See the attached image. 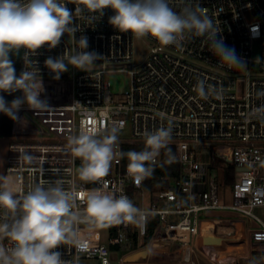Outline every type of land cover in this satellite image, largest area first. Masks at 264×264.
<instances>
[{"label": "built area", "instance_id": "obj_1", "mask_svg": "<svg viewBox=\"0 0 264 264\" xmlns=\"http://www.w3.org/2000/svg\"><path fill=\"white\" fill-rule=\"evenodd\" d=\"M65 2L75 16L73 26L78 29L75 39L86 36L89 46L85 51L96 52L102 58L89 72L69 66L61 74L60 78L68 84L70 102L49 105L50 110L44 112L71 113L70 126L62 129L60 141L25 134L12 141L4 177L15 181L19 196L35 184L48 186L55 181L61 182L67 191L101 188L116 196L127 195L141 214L134 223L78 224L74 227L76 238H69L53 251L60 252L69 264H79L80 260L94 261L93 264L127 263L121 257L115 262L112 253L136 252L155 227L146 257L170 246L175 252H183V261L198 263V242L219 234L212 223L203 227L201 215L220 210L234 212L257 225L250 231L249 241L259 246L250 251L247 264H255L254 256L264 264V218L255 213L256 208L264 209V120L253 115L264 105V98L256 96L258 91H264V0H188L198 3L213 18L221 29L217 39L234 49L247 69L223 64L210 51L205 37L185 38L178 46H163L154 37H143L150 47L140 61L134 62L135 36L120 32L109 23L115 14L112 9H105L99 17L87 10L76 13V8L83 7L82 0ZM182 3L183 0H169L176 11ZM93 16L94 19L90 18ZM257 25L258 33L254 35L252 29ZM256 48L258 56L254 58ZM79 50L73 36L67 33L55 48L44 45L34 55H26L22 49L19 75L25 68L24 61L31 59L36 62L41 79L57 80L45 66V60ZM113 72L128 74V90L111 92L106 75ZM198 79H205L221 90L220 97L202 99L194 91ZM19 112L35 111L24 104ZM168 120L173 122L170 148L175 159L169 162V156L160 155L156 164L177 165L174 174L156 178L145 189L144 181L137 186L128 175V161L117 158L109 174L100 181L78 180L81 160L72 153L70 136L92 126L102 130L122 125L123 130L129 124L131 139L120 142L123 150V144H144V133L166 127ZM227 165L233 167V175L231 183L224 186L222 174ZM213 169L218 173L213 174ZM223 187L229 188L230 204L224 203ZM77 204L84 207L79 199ZM226 228L229 230L224 235L234 234L232 227ZM102 232L107 236L106 243L101 240ZM134 236L138 242L135 250ZM3 242L11 243L7 239ZM238 244L241 243L230 244L235 251L232 258L214 255L216 258L208 261L235 264L234 257L240 251Z\"/></svg>", "mask_w": 264, "mask_h": 264}, {"label": "clouds", "instance_id": "obj_2", "mask_svg": "<svg viewBox=\"0 0 264 264\" xmlns=\"http://www.w3.org/2000/svg\"><path fill=\"white\" fill-rule=\"evenodd\" d=\"M82 4L83 7L75 9L76 13L87 10L100 17L110 8L115 13L109 18L114 28L130 32L136 38L154 37L163 46H178L185 38L205 37L210 51L223 64L247 69L234 49L227 48L217 39L220 27L198 3L183 0L179 11L170 6L169 0H82ZM74 23L75 16L66 7L65 0H0V92L23 93L10 103L0 96V113L19 122L18 113L24 104L36 113L50 110L47 99L41 98L45 89L36 62L24 61L25 68L17 77L10 54L18 55L23 49L26 55H34L44 45L55 48L67 33L73 36L80 50L45 60V66L55 74L53 78L60 79L69 66L85 72L93 70L96 61L102 57L96 52L85 51L89 46L86 36L75 39L78 29ZM252 31L257 34L258 25ZM194 91L204 100L221 95V90L205 79L197 80ZM256 96L264 98V91H258ZM253 115L264 120V105ZM122 127L101 130L92 126L68 138L73 155L81 160L78 169L81 181H100L109 174L114 160L126 158L128 175L139 186L152 176L161 150L168 152L169 162L175 159L170 148L171 120L167 121L166 127L145 132V147L140 151L120 149ZM0 181H3L0 183V264H69L61 258L60 252L53 250L69 238H76V225L134 223L141 214L127 195L116 196L101 188L67 191L61 182L55 181L48 186L35 184L19 196L14 180L0 176ZM78 199L83 202V208L77 204ZM5 239L11 243L6 245Z\"/></svg>", "mask_w": 264, "mask_h": 264}, {"label": "rangeland", "instance_id": "obj_3", "mask_svg": "<svg viewBox=\"0 0 264 264\" xmlns=\"http://www.w3.org/2000/svg\"><path fill=\"white\" fill-rule=\"evenodd\" d=\"M150 43L143 38H136L133 42V61L138 62L142 59L143 55L146 53V51L149 49ZM258 52L257 48L254 52V58H257ZM19 64H20V57H19ZM115 67V66H111ZM122 66H116L115 68H120ZM106 79L110 84V90L114 94L122 93L129 89L130 86V78L128 74L125 72H113L108 75H106ZM44 85V93H42L41 98L47 99L49 105H60V104H68L70 102L69 100V88L67 82L60 78L58 80H50V79H41ZM23 96V93L19 91L18 97ZM18 114H22L24 117L23 123L16 124L15 126L11 128L10 134H0V176H5L4 171L6 167V158H7V152H8V146L12 141L19 139L18 137L22 134H25L26 136L31 137H37L42 138L46 136V141H60V133L62 132V129L64 127H68L71 124V113L69 112H26L22 113L19 112ZM2 115H4L2 113ZM26 121L29 126L24 123ZM30 128V129H29ZM31 130L25 131V130ZM37 129V132L35 131ZM25 132V133H22ZM131 139V132H130V126L129 124L127 127L119 133V142H125ZM36 140V139H32ZM37 141V140H36ZM79 169V168H78ZM78 172V170H77ZM213 174H217L218 171L216 169H213ZM78 174V173H77ZM78 180H80L79 175L77 176ZM0 183H3V181H0ZM224 191V203L230 204L231 198H230V192L229 188L223 187ZM255 213L260 216L261 218H264V211L262 208H256ZM223 219V218H222ZM226 220H241L244 225L247 224V220L245 217H236L233 218V216L225 217ZM155 231V227L151 228V232ZM106 234L104 232L101 233V240L106 243ZM138 248V247H137ZM173 249V248H172ZM135 250V249H133ZM145 250L144 247L139 246V249L136 250V252ZM173 251V250H172ZM134 252V253H136ZM131 250H124L120 251L119 253H112V256L115 260V262L119 261L120 257L122 260L125 259L126 256H129L131 254ZM242 254L240 253V263L246 264V259H241ZM210 257V256H209ZM139 258L134 263H123L122 264H148L156 261H161L163 259V256L161 253H155L150 256L149 261H147V257ZM254 261L258 260V257L254 256ZM94 261H87V260H80L79 264H93Z\"/></svg>", "mask_w": 264, "mask_h": 264}, {"label": "crops", "instance_id": "obj_4", "mask_svg": "<svg viewBox=\"0 0 264 264\" xmlns=\"http://www.w3.org/2000/svg\"><path fill=\"white\" fill-rule=\"evenodd\" d=\"M263 211H264V209H263ZM229 216H233V218L242 217V216H240L234 212H231V211H220V210L210 211V212H207V213H204L201 215V220L203 221V227L206 228L207 225H210V223H212L214 225V227L217 228V232L219 234L218 235L216 234L214 237L212 236V237L207 238V239H201L198 242V246L200 248V252L197 253L198 263L197 262H185V261H183L182 260V256H183L182 253L183 252L172 251V248L170 246L169 247L166 246V247H162L163 251H161V250L157 251L158 253H161V255L163 256V259L161 261H156V264H212L211 262L208 261V259L211 260V259L216 258L218 256L221 258L222 257L224 258V255L227 258L228 256H230V253L233 254V256H234L233 252H235V251L231 250L232 246H230V244L236 243V242L241 243V244H238V249L240 251L234 257L235 264H243V263H240V261L238 260L241 257L240 253H243L241 259L244 258L248 261V259L250 258L249 257L250 251L254 247L259 246L258 244H255V243H252L249 241L250 231L253 228H256L257 225L254 224L253 221H251L247 218H246L247 224H245V225L240 219L239 220H237V219L226 220L225 217H229ZM221 226L232 227L234 230V234L231 236L224 235L223 232H225V231H219ZM239 233H240V235H239ZM233 236H235V237H233ZM142 247H144L146 250V248L148 247V244L146 246L142 245ZM175 254H178V257L176 259H171V256L175 255ZM214 255H217V256L215 257ZM113 256H112V258H113ZM144 259H146V258H144ZM149 259H150V256L147 257V261H149ZM247 261H246V264H247ZM260 262L261 261H259V260L253 261V263H255V264H260ZM127 263H134V262H127ZM148 264H155V262L151 261V263H148Z\"/></svg>", "mask_w": 264, "mask_h": 264}, {"label": "trees", "instance_id": "obj_5", "mask_svg": "<svg viewBox=\"0 0 264 264\" xmlns=\"http://www.w3.org/2000/svg\"><path fill=\"white\" fill-rule=\"evenodd\" d=\"M20 52H19L18 55L10 54V59L13 61V65H14L17 77L19 76V57H20ZM18 94H19V91H16V92L11 93V94H8L6 92H1V96H3L5 101L8 102V103H10L16 97H18ZM18 115L21 117V121H19V122L13 121L12 119H10L5 114L2 115V113H0V134H10L12 127L15 126V128H16V124L23 123L22 122L24 120L23 115L22 114H18ZM26 125L29 126V124H27V123H26ZM29 129L25 130V131L31 132V130H29ZM144 147H145V144H123V151H125V152L128 151V150L140 151ZM171 151L173 153L172 149H171ZM168 156H169V154H168V152L166 150H162L161 151V158H165V157H168ZM124 160H127V159L124 158ZM177 168H178V166L175 165V164H168V163L156 164L155 165V170H154L152 176L147 178V179H145V180H143L145 189H148L152 185V182L156 178L161 177V176L174 174V171L177 170ZM222 175H223V180H222L223 185L224 186L229 185L231 183V180H232L233 167L230 166V165H227L224 168V171H223ZM151 234H152V232H151V229H150L149 235L146 236L143 239L142 245L146 246L149 243ZM137 247H138V242H137L136 237L134 236L133 241H132V249H137ZM177 257H178V254H175V255L171 256V259H176Z\"/></svg>", "mask_w": 264, "mask_h": 264}, {"label": "water", "instance_id": "obj_6", "mask_svg": "<svg viewBox=\"0 0 264 264\" xmlns=\"http://www.w3.org/2000/svg\"><path fill=\"white\" fill-rule=\"evenodd\" d=\"M137 255V256H136ZM136 256V257H135ZM147 256V250H142L139 252H136L134 254H131L129 256H127L124 261L125 262H134L139 258H145Z\"/></svg>", "mask_w": 264, "mask_h": 264}, {"label": "bare ground", "instance_id": "obj_7", "mask_svg": "<svg viewBox=\"0 0 264 264\" xmlns=\"http://www.w3.org/2000/svg\"><path fill=\"white\" fill-rule=\"evenodd\" d=\"M227 230H229V229H227L226 228V226H221L220 227V229H219V231H227ZM239 235H240V233H239ZM233 237H235V236H233ZM239 237V236H238ZM240 238V237H239ZM231 239V238H230ZM221 242V241H220ZM226 244V243H225ZM221 247V246H220ZM231 250H233L232 248H231ZM208 253V252H207ZM228 255V254H227ZM230 255H231V253H230ZM137 256V255H136ZM135 256V257H136ZM225 256V255H224ZM228 257H230V258H232V255L231 256H228ZM225 258V257H224Z\"/></svg>", "mask_w": 264, "mask_h": 264}]
</instances>
